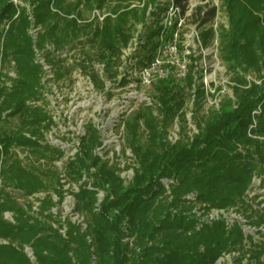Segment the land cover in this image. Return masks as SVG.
<instances>
[{
    "label": "trees",
    "instance_id": "1",
    "mask_svg": "<svg viewBox=\"0 0 264 264\" xmlns=\"http://www.w3.org/2000/svg\"><path fill=\"white\" fill-rule=\"evenodd\" d=\"M129 1L29 0L35 23L42 28L35 47L44 50L48 45L57 52L77 44L85 36L96 47L97 59L106 61V77L112 79L114 73L110 68L131 39V29L143 23L138 62L144 66L158 46L156 38L162 30L161 15L167 4L149 11L150 22L146 23L147 5L157 0H149L140 10L130 8ZM188 1L172 0V3L183 13ZM108 2H114L110 10L113 17H106L100 25L96 23L90 34L87 32L90 25L78 26L75 20L63 16L73 13L81 16L80 10L100 9ZM220 8L227 16V29L222 25L213 29L214 7L199 6L191 17L196 18L202 48L209 47L217 34L219 58L235 75L234 100L220 103L217 110L197 125L196 133L171 143L166 137L167 128L182 103L170 105L171 99L165 92L171 81H161L156 88L161 95L159 117L149 110L151 106H145L129 127L134 131L138 122H142L147 147L133 148L131 143L129 150L137 168L127 185L115 167L102 164L94 154L100 146V137L88 124L80 139L79 154L66 166L67 176L77 181L83 171L94 168L93 187L102 190L105 196L96 206V193L81 187L74 197L75 210L86 216L87 231L82 233L78 226L68 222L62 237L59 230L63 225L45 214L54 206L51 197L47 195L42 200L39 219L29 214L28 206L19 205L5 192L6 187L24 196L48 192L45 179L48 175L56 179L49 169L38 172L34 166V169L24 167L12 153L13 148L27 149L34 159L49 162L61 154L41 143L52 122L42 108L30 104L41 99L43 87L40 67L34 63L27 11L16 8L12 0H0V122L14 117L19 120L17 130L0 133L5 155L0 189V240L8 242L0 243V264H31L23 252L24 246L31 248L36 264H214L222 252L240 245L242 238L237 229L228 231L220 221L198 226V219L192 214L198 204L205 205L207 210L238 205L253 177L264 175V25L255 15L264 11V0H220ZM171 38V33L165 36V40ZM51 54L46 51L45 58L53 63ZM193 61L184 80L189 89L194 84ZM60 62H55L57 78L70 72ZM5 63H13L14 78L1 73ZM82 70L89 74L83 64ZM249 72L255 81L245 78ZM89 75L101 90L97 76ZM200 88L194 99L203 96L202 84ZM163 180L171 181L167 188ZM54 183L58 186L55 180ZM191 194L194 203L184 199ZM4 212L11 213L13 224L3 220ZM87 236L91 238L90 244ZM262 255L264 248L254 253L258 264H264L259 259Z\"/></svg>",
    "mask_w": 264,
    "mask_h": 264
},
{
    "label": "rangeland",
    "instance_id": "2",
    "mask_svg": "<svg viewBox=\"0 0 264 264\" xmlns=\"http://www.w3.org/2000/svg\"><path fill=\"white\" fill-rule=\"evenodd\" d=\"M148 1L149 0H130L128 5L130 8L140 10L145 7V4L148 3ZM12 3L18 9L22 7L26 9L28 20L30 22L28 34L31 37V29H37L34 39L31 37V40L36 42L38 35L42 32V28L35 23L32 15V6H30L29 0H12ZM167 3L168 0H157L155 3L148 4L145 16L147 17L146 19L149 18V11L155 9L157 6ZM189 4L193 5L194 8L189 12L190 16L186 17L181 24V27L178 28V52L176 55H168L162 59L163 61L168 62L169 68L167 70L169 74L176 70V58L186 64H191V61L194 60L192 64L195 66L193 71L194 84L191 89H189L183 81L177 80L174 77L168 78V80L171 81V84L167 87L165 93L167 94L166 97L171 99L170 105L179 102L182 103V108L178 111L173 120L169 122L167 128L166 137L171 143H174L177 140H184L186 137H190L193 133H196L197 125L201 124L203 119L212 111L217 110L220 103L230 99L234 100L232 87L234 86L233 80L235 79V75L234 72L227 70V65L219 58L217 34L215 33L209 47L202 48L195 38L196 31L199 32L196 27V18L193 16L191 17L194 10L199 6L207 8L214 7L216 9V15L211 24L213 29H217L219 25H222L227 29V16L224 10L220 8V0H190ZM113 5L114 2H108L104 7L97 10H100L106 15L105 18L109 16L113 17L110 14ZM50 10L53 13L62 15L53 8H50ZM94 10L95 8L92 11L80 10V14H82L81 16H77L76 13L69 16L63 14V16L72 20L74 19L71 16H75L80 20H88L92 19V13H94ZM255 15L264 25V11L256 13ZM93 22L95 23L94 25L91 24ZM148 22H150L149 19L146 23ZM76 25L78 24L76 23ZM87 25H90L89 28L87 27L89 29L87 32L90 34L96 26V21L92 20L84 26ZM143 34V23L134 25L131 29V39L128 44L131 43L129 45L127 44L128 47H126L127 49L129 47L132 48L134 44L137 45L138 52H136L133 57L127 58V64L133 65V63H135L137 74L135 76L131 74L128 76V74H126V81H128L126 85L120 84L121 81L117 83V80H110L107 85L108 90L106 91L105 101H101L94 92L88 90L83 81L75 77L77 76L75 72L73 74L71 73V75L68 76L69 78L59 81L52 91H43L44 94L42 99L30 103L33 106L42 108L47 115L55 117V133L52 135L45 133L46 143L49 145L55 140L60 143H69L71 139L70 137L77 142L80 136L85 132L89 123H92L99 128L101 131L100 145L102 142V147L97 149L96 153L101 157L102 164L115 167L117 175L126 182L129 180V177L134 174V170L137 168L136 159L127 149L132 147H141L144 149L147 147V132L143 127L142 122H138L134 131L129 127L133 124L134 118L138 114L143 113L146 109L145 106L149 105V103L152 108L149 110H151L154 116L159 117L158 97L161 95L156 88L160 87L161 81L167 80L163 79L159 81L156 80V77L151 76V83L150 85H147V82L144 81L143 76L140 74L141 67L138 62V54L140 44L143 43ZM82 37L86 39L85 36ZM79 46L78 53L85 56H88L92 50L95 51L96 49L91 41L88 40L80 42ZM36 49L40 50L39 48ZM74 68L77 69L78 66H74ZM1 73L7 74L11 77L10 75H13L14 71L10 64L5 63L2 65ZM128 78L130 79L127 80ZM245 78L248 81H255L254 75L250 72L246 73ZM201 84L203 86L204 94L202 97L199 95L194 99L193 95L196 90L201 89ZM98 111H100V115L97 114ZM18 128L19 120L16 117L0 122V133H9ZM52 148H54V146H52ZM125 150H127L126 153ZM44 161L46 162L47 160ZM21 163L26 168L34 169V166L36 167V171L40 172V170H42L36 165V159H34V161L23 159L21 160ZM48 163L49 161H47V166L49 165ZM54 180V177H51L50 175L45 179L49 186L50 193H53V189L56 188ZM71 182L72 181H70V183ZM66 190L70 191L72 189L69 187L66 188ZM5 192L19 205L26 206L27 200L20 192L9 187L5 188ZM245 197H256V199L257 197H264V175L254 178L251 188ZM56 198L57 197H55V199ZM58 212L59 209H57V213ZM63 214L65 213L63 212ZM238 227L237 224H234L230 229H237L240 231ZM241 240H243V238Z\"/></svg>",
    "mask_w": 264,
    "mask_h": 264
},
{
    "label": "built area",
    "instance_id": "3",
    "mask_svg": "<svg viewBox=\"0 0 264 264\" xmlns=\"http://www.w3.org/2000/svg\"><path fill=\"white\" fill-rule=\"evenodd\" d=\"M190 0L188 1L185 11L182 13L179 7L175 6L172 3V0H168L167 8L163 15H161V26L162 30L160 34L157 36L156 41L158 42V46L154 51V54L150 60V62H146L144 66L141 67L140 74L143 76L144 81L147 82V85H150L151 83V76L156 77V80H163L168 79L169 77H174L177 80L183 81L186 78L188 66L190 63H185L183 61H180L178 58H176V70L174 72H171L169 74L168 72V62L163 61L162 59L166 56H172L176 55L177 50V32L178 28L181 27V24L185 20L186 17L190 16V13L194 6L189 4ZM106 15H104L100 10L95 9L94 13H92V19L88 20H80L77 19L75 16H71L76 23L79 26H84L86 23H90L92 20H95L96 23L101 24L103 19ZM37 33V29L33 28L30 31L31 37L34 39L35 35ZM171 33L172 38L170 40H165V36ZM87 38V37H85ZM195 38L200 44L199 41V32L196 31ZM84 38H80L79 42L76 44L74 43L72 46L65 47L62 50H59L57 52H53V49L51 46L45 45L44 50H37L35 48V41L33 42V51H34V63L40 67L41 70V85L43 87V91H52L54 89L55 85L58 84L59 81H63L65 78H69L68 76L71 75V73H75L77 76V79H81L83 83L86 85L87 89L94 92L96 96H98L101 101L106 100V91L107 85L109 84L110 80L115 81L117 80V83L124 84L128 81H126L127 75H136L137 74V68L135 66V63L133 65L127 64V58L133 57L137 51V45L134 44V46L131 48H127L129 43L124 49L120 50V53L115 60L114 64L110 68V71L114 73V77L112 79H108L106 77V61L105 60H99L97 59L98 53L97 50L91 51L88 56L80 55L78 52L79 43L83 42ZM49 51L52 52L53 63H50L45 58V52ZM78 53V54H77ZM93 53V55H92ZM77 54V55H76ZM103 54V51L100 53ZM56 61H61L60 66L65 67L66 69H69L70 72L67 76H63L61 78H57L55 75V71L57 66H55ZM77 63V64H76ZM75 64V65H74ZM82 64L84 67H86L85 73H94L97 76V79L102 83V89L98 90L95 87V84L89 74H84L82 72ZM74 66H78L77 69L74 68ZM11 67H13V63H11ZM91 70V72H90ZM12 78L15 77V75H10ZM151 78V79H150ZM108 79V80H107ZM128 78L127 80H129ZM42 91L41 99L43 97L44 92ZM151 104L149 103L150 106ZM38 107V106H37ZM100 115V111L97 113ZM49 116V115H48ZM52 122V125L49 127V130L45 133H48L50 135L55 133V127H56V120L55 117L49 116ZM92 125L93 128H95L98 132L99 137L100 135V129L97 128L94 124L89 123ZM45 133L44 138L41 143L47 144L45 139ZM80 136V138L77 140V142L74 141L72 137H70L69 143H60L58 141H53L49 146L52 148L54 146V150L58 151L61 156L58 158H55L52 162H49L47 166V161L45 162V159H38L36 160V165H38L41 169H49L55 174V181L58 184V186H61V189L56 185V190L53 193L45 192V191H38L31 195L24 196L21 192V195L25 197L27 200L26 206L29 207V214L33 217L39 218V210L41 206L42 200L48 195L51 197L52 202L54 203V206H52L47 213L49 216H51L52 219H55L56 221H59L63 226L62 229L59 230V234L62 237H65V231H66V223L70 222L73 225H76L79 227L80 232H86L87 231V218L85 215H82L80 213H77L75 210V195L79 192V189L81 187L86 188L90 191H94L96 193L97 198V204L102 201L103 197L105 196L104 192L98 188L93 187V178L92 174L95 172L94 168H90L88 171H83L82 175L79 180L72 181L67 176V164L74 160L77 154L80 152V139L84 136ZM27 136V135H26ZM28 137V136H27ZM102 147V142L99 147L95 149L94 154L101 160V157L96 153L97 149H100ZM129 152H131L129 149H127ZM125 150V153L126 151ZM12 153L15 157H17L20 161L23 159H27L29 161H34V158L30 156L27 149L18 148L15 147L12 149ZM5 159V155L3 154L2 146L0 144V189L2 188L3 184V176H2V168H3V162ZM133 175L129 177V180L126 182L123 180V184L127 185L132 180ZM253 177L252 182L254 180ZM70 181H72L70 183ZM75 183V184H74ZM162 183L167 188L168 184L171 183V181L163 180ZM77 184V185H76ZM71 187L72 190L67 191L66 188ZM251 188V186H250ZM249 188V190H250ZM248 190V191H249ZM247 191V192H248ZM19 192V191H18ZM247 192L245 196H247ZM55 197H57L55 199ZM59 197H62L61 200ZM188 203H194L195 197L191 194L184 198ZM255 200V201H254ZM58 207V208H57ZM57 209H59V212L57 213ZM63 212L65 214H63ZM192 214L198 219V226L202 225L203 223L211 224L213 222H222L225 226L226 230H231V226L234 224H237L239 227V230L241 231V235L243 240H241L240 245L237 248L231 249L229 251L222 252L219 257L216 259L214 264H258L254 253L255 251H259L261 248H264V197H243L242 202L238 205L226 209H210L207 210L205 205H196V207L192 210ZM70 218L68 219L67 218ZM85 216V217H84ZM3 220L14 223L13 217L11 213L4 212L2 214ZM40 219V218H39ZM52 227L56 228L55 224H52ZM87 243H91V238L89 236L86 237ZM124 241H127L125 239ZM0 243L3 245H7L8 242L5 240H0ZM23 252L28 258V260L31 262V264H36L35 258L33 255V252L29 246L23 247ZM260 261L264 260V256L262 255L260 258Z\"/></svg>",
    "mask_w": 264,
    "mask_h": 264
}]
</instances>
